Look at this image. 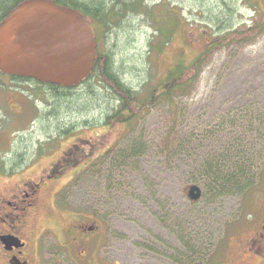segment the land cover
Listing matches in <instances>:
<instances>
[{
    "label": "rangeland",
    "instance_id": "374dc122",
    "mask_svg": "<svg viewBox=\"0 0 264 264\" xmlns=\"http://www.w3.org/2000/svg\"><path fill=\"white\" fill-rule=\"evenodd\" d=\"M135 1L148 4V9L124 11L108 30L98 31L99 25L89 20L95 38L99 36L98 50L114 54L116 66L122 64V78L134 88L148 79L155 84L178 60L189 63L206 39L219 33V18L233 28L264 20V0ZM156 27L172 30L160 53L150 45L160 40L153 37ZM98 81L94 77L92 85L80 84L60 96L35 81L0 75V174L6 176L0 179V194L18 184L22 175L40 177L64 152L71 151L70 159L75 160L43 188L37 211L30 217V245L36 251L32 264H174V248L181 250L182 244L173 219L160 217L170 210L176 211L172 217L182 214L187 232L201 231L196 242L212 245L203 264H256L257 257L243 256L235 239L250 234L253 227L246 218L255 214L263 197L264 137H248V146H253V159L245 160L253 172L248 189L217 196L201 185V198L192 201L188 189L193 183H187L183 167L167 166L154 149L155 140L169 126L163 108L151 107L133 128L103 125L115 104ZM177 103L185 131L200 123L201 131L206 124L227 128L224 118L237 122L248 103L264 113V33L249 44L215 52L191 93ZM230 130L235 133L229 140L240 135L239 127ZM260 130L264 132V126ZM139 135L148 152L115 172L125 176L122 186L115 189L118 196L107 197L104 203L98 194L106 186L110 157ZM243 136L247 138V133ZM219 138L228 147L227 137L220 134ZM109 148L113 151L104 162L100 160L101 172L91 169L77 178L81 169ZM7 162L14 164L12 168L1 169Z\"/></svg>",
    "mask_w": 264,
    "mask_h": 264
},
{
    "label": "trees",
    "instance_id": "16d2710c",
    "mask_svg": "<svg viewBox=\"0 0 264 264\" xmlns=\"http://www.w3.org/2000/svg\"><path fill=\"white\" fill-rule=\"evenodd\" d=\"M58 1L69 3L68 5L82 12L88 20H93L99 25L98 31L108 30L112 22H116L122 17L121 15L124 11H138L140 7L141 9L143 7H147L146 9H148V4L147 6L141 5L135 0L123 2L112 0L113 3L109 6L105 0ZM8 11V8L5 10L0 8V18L7 14ZM218 23L221 25H218ZM216 24L219 27V33L211 39H206L201 50L189 63H184L182 60L176 61L168 69L163 78L155 84L148 79L140 88H134L124 81L120 73V70H123L122 64H120V67L116 66L117 61L111 51H100L98 48L90 73L79 83L72 86L66 87L60 84L40 82L34 78L25 76L14 75L10 77L13 80L35 81L37 84L48 87L54 94L60 96L68 93V90L80 84L90 83L92 85V81L96 77L99 80L98 83L111 95L112 102L115 104L102 121L103 125L108 126L119 123L133 128V123L137 122L147 110L159 105L169 118V126L166 133L162 137L160 136L158 140H155L157 143L154 141V149H156L157 156L159 158L162 157L167 166L179 163L183 167L182 169L185 170L183 175L186 177L187 183H193L192 185H197L199 188L202 185L206 192L208 191L207 193L217 196L225 194L233 195L238 192L243 193L250 187L249 182L253 178V172L249 170L250 167L247 169L245 165L250 160V157L253 156L251 153L253 146H248L250 143L248 137L250 135L256 139L264 137V132L260 130L264 126V113L260 111L255 103H248L243 112L239 111L242 113V116L237 120L238 126L236 125L237 122L234 123L232 118L227 117L224 118L227 128L223 127L221 129L220 125L212 126L206 124L202 131L201 123L198 127H189L185 131L183 127H180V125L182 126V122L177 114V99L191 93L200 77V73L210 62L215 52L222 49L229 51L233 46L249 44L264 33V20L242 28H233L225 25V21L220 18ZM155 33L153 37L158 36L160 40L157 37L158 42L151 43L150 45L155 52L160 53L168 45L172 30L156 27ZM95 39L97 43L99 36ZM0 75H3V73L0 72ZM146 87L148 88L144 91L143 89ZM235 126L239 127L240 135L232 137L229 140L228 136L235 133L230 128H234ZM244 133H247V138L242 137ZM220 134L227 137V144L228 142L230 143L228 147L224 142H221L223 140L219 138ZM148 149H146L144 137L139 135L137 138L132 139L129 146H126L125 149L119 152L116 151L118 154L114 155L113 158L110 157L111 166L107 170L106 186L102 190L99 189V199L105 203L107 197L114 199V196H118L115 189L119 191L122 186L121 179L125 176L121 171L118 174L115 172L121 169L123 165L128 166L130 161L137 162L142 155L148 152ZM203 149L206 150V155L202 154ZM112 151V148H109L102 155H99L93 163L85 166L77 173V178L80 179V177L89 174L91 169H94L93 172H99V167L103 165L106 158L111 156ZM100 160L103 162H100ZM68 163L72 166L75 164V160L72 161L71 159ZM95 175L97 176L96 173ZM173 213H176V211L170 210L160 216L161 219L164 218L166 221L167 219H173V225L177 228L175 233L179 236L182 244L181 250L174 248L176 253L173 263L203 264L204 259L210 255L209 252L212 245L200 243L201 231L189 229L187 232L184 221L181 219L182 214L179 213L177 216L172 217ZM198 237V242H196Z\"/></svg>",
    "mask_w": 264,
    "mask_h": 264
},
{
    "label": "water",
    "instance_id": "95a60500",
    "mask_svg": "<svg viewBox=\"0 0 264 264\" xmlns=\"http://www.w3.org/2000/svg\"><path fill=\"white\" fill-rule=\"evenodd\" d=\"M96 47L85 15L51 0H25L0 21L3 74L72 86L92 70ZM200 196L199 186L189 187L190 200Z\"/></svg>",
    "mask_w": 264,
    "mask_h": 264
},
{
    "label": "flooded vegetation",
    "instance_id": "af4514ba",
    "mask_svg": "<svg viewBox=\"0 0 264 264\" xmlns=\"http://www.w3.org/2000/svg\"><path fill=\"white\" fill-rule=\"evenodd\" d=\"M25 0H0V8L9 9L8 13L12 11L17 5ZM58 5H63L72 8L69 3L58 0H51ZM7 13V14H8ZM0 18V21L7 15ZM72 152L68 154L64 152L61 159L52 162L44 174L34 179L19 177V183L11 188L7 193L0 194V264H32L33 252L30 245V237L32 233L28 232L30 227V217L38 208L39 200L43 188L47 186L48 182L58 179L61 170L71 166L68 161H71ZM21 161V160H19ZM14 164H8L4 167L12 168ZM5 174V173H4ZM6 178L0 174V179ZM264 189V186H263ZM264 197V192H263ZM260 199L259 208L256 209L255 214L252 213L249 219L252 230L246 236H240L235 239L243 256L250 257L253 254L257 257L256 264H264V198ZM81 229H84L82 226ZM83 235V234H82ZM84 241L88 237H82Z\"/></svg>",
    "mask_w": 264,
    "mask_h": 264
}]
</instances>
